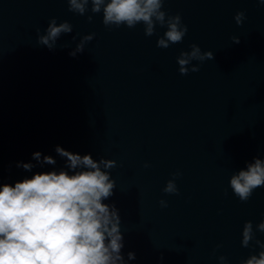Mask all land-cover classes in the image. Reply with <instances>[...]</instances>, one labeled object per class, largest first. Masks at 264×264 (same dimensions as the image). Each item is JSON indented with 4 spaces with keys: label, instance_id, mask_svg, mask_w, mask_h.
Listing matches in <instances>:
<instances>
[{
    "label": "water",
    "instance_id": "95a60500",
    "mask_svg": "<svg viewBox=\"0 0 264 264\" xmlns=\"http://www.w3.org/2000/svg\"><path fill=\"white\" fill-rule=\"evenodd\" d=\"M88 9L80 15L65 0H0V182L60 170L65 158L56 146L103 157L115 161L107 170L115 189L104 203L119 210L127 264H221L220 256L242 264L258 254L264 186L240 201L229 179L264 159V3L166 0L162 10L187 27L168 48L156 45L166 27L153 36L142 23L106 27L102 12ZM52 18L72 32L50 51L38 35ZM90 34L83 52L70 56ZM193 44L214 59L193 60L187 67L199 70L181 75L177 58ZM37 151L56 164L16 166L36 164ZM169 180L177 194L163 191ZM246 221L254 240L242 247ZM130 251L135 260H127Z\"/></svg>",
    "mask_w": 264,
    "mask_h": 264
},
{
    "label": "clouds",
    "instance_id": "9594fccd",
    "mask_svg": "<svg viewBox=\"0 0 264 264\" xmlns=\"http://www.w3.org/2000/svg\"><path fill=\"white\" fill-rule=\"evenodd\" d=\"M69 11L84 15L91 4L93 14L102 12V23L106 27L126 25L133 28L144 25L145 36H153L156 26L166 27L156 45L168 48L180 43L187 27L179 14L167 15L162 10L166 0H65ZM264 3V0H260ZM92 21V16L87 17ZM244 19L243 12H237L234 20L237 25ZM68 22L57 24L52 18L48 22L45 35H38V43L50 51L62 33H71ZM93 35L83 36L69 55L75 57L83 52L86 42ZM238 44V38H233ZM214 59L211 51L201 53L193 44L191 51L181 52L177 58L179 72L186 75L191 61ZM59 157L65 158L60 170L34 172L13 184L0 182V264H127L122 254L124 236L120 230L121 218L114 204L104 203L113 195L115 181L110 178L109 169L115 161L101 157L94 160L91 154L80 155L55 147ZM31 162H17V167L26 172L44 165H55L50 155L33 152ZM174 175H179L176 173ZM229 186L240 201H247L254 189L264 186V159L253 158L231 175ZM163 191L177 194L174 180L167 181ZM162 207L166 202L161 200ZM257 232H264V220L256 225ZM241 246L248 247L254 240L253 225L246 221L242 228ZM261 249L250 255L242 264H264V243L255 240ZM134 252L127 253V260H135ZM218 259L221 264L225 257Z\"/></svg>",
    "mask_w": 264,
    "mask_h": 264
}]
</instances>
